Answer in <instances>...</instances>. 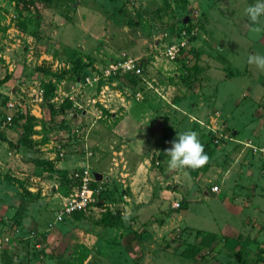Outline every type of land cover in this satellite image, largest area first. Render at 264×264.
<instances>
[{
    "label": "rangeland",
    "instance_id": "1",
    "mask_svg": "<svg viewBox=\"0 0 264 264\" xmlns=\"http://www.w3.org/2000/svg\"><path fill=\"white\" fill-rule=\"evenodd\" d=\"M28 1L0 0V75L9 76L4 91L16 112L36 104L49 117L37 131L52 140L40 153L52 156L35 157L36 164L28 159L18 170L16 157L3 151L0 230L13 237L0 241V264H258L264 254V70L248 57L264 55V16L253 24L245 13L257 0ZM171 46L178 47L175 59ZM64 98L70 108L50 117L49 106ZM104 122L118 123L113 130H123L122 142L105 137ZM184 130L214 146L197 181L186 168L168 167L165 150ZM147 134L156 139L143 143ZM128 137L137 150L135 156L124 151L123 158L132 164L146 159L158 178L153 184H164L145 198L161 194L164 213L174 218L166 234L179 239L168 247L173 253L160 252L163 241L149 234L148 223L139 232L129 220L126 226L96 224L106 210L119 221L134 215L131 198L123 196L129 190L119 173L123 162L113 153L122 143L126 148ZM92 141L101 151L90 148ZM81 148L90 149L91 159L81 168L101 170L108 180L95 184L94 202L78 219L51 224L63 201L55 193L64 183L51 161ZM214 184L219 193H203ZM25 185L31 198L22 197ZM175 201L182 208L170 207ZM14 208L21 218L16 225Z\"/></svg>",
    "mask_w": 264,
    "mask_h": 264
},
{
    "label": "crops",
    "instance_id": "2",
    "mask_svg": "<svg viewBox=\"0 0 264 264\" xmlns=\"http://www.w3.org/2000/svg\"><path fill=\"white\" fill-rule=\"evenodd\" d=\"M3 76L0 75V80L3 78ZM4 85H5V81L0 83V95H2V100H5V102L7 100H10V99L13 100L11 98V96H9V94H7L4 91V89H5ZM2 100L0 99V111H3V108H4V103H2L3 102ZM30 106L32 107V110H30V112L28 111L27 114L30 116V119L32 122V132L29 135V137L32 140V146L30 148H26V147L16 143V139L18 138V136L20 134V126L18 125V123H12L11 126L6 127L2 131V135L0 136V169L2 168V165H1L2 157L1 156H3V151H5L6 154H9V155L12 154V156L10 158H12L13 156L16 157L17 163L14 166H18V167H16V169H18V170H21V167L19 168V163H20V165H25V164L29 165L30 164L27 162L28 159H34L32 161L34 163L37 162L38 158L39 159H47V160L51 159L52 155L49 156L47 151L44 154L40 153L41 151H45L47 149V147L51 146L50 144L47 146V142H49L51 139H48L47 135L42 137V134H40V132L37 131V129L40 128V126L45 122L44 119L45 118L49 119V117L43 116L44 111H42L38 105L30 104ZM3 112L5 113V109ZM19 112L21 113V111H19ZM83 113H84L83 111L82 112L80 111L81 116L83 115ZM75 114H73V116ZM112 115L113 114H111V116ZM143 115L144 114H142V116ZM53 116H52V118H53ZM50 117H51V115H50ZM36 119H39V120L36 122ZM99 121H101V120H99ZM120 121L121 120H119L118 123H121ZM112 122L114 123L115 121H112ZM36 123H38L39 125H36ZM118 123L115 124V127H117ZM104 124L108 125L107 129H105L106 132H108L107 134L104 133L105 137H114L115 141H119V142L121 141L122 142V138L119 136L120 135L119 131H123V130H119L116 132L115 130H113L115 127L114 126L111 127V125H110L111 122L109 124H106L104 122ZM223 124H226V122L224 121ZM121 127H123V125ZM144 133H145V131L143 132V134ZM94 135L98 137L97 134H94ZM44 137H46V139H44ZM80 138H82L84 140V143L86 141H88L85 138V136H84V138L82 136L79 137V140H80ZM141 138H143V143L146 142V144L149 143V140L152 141V140L156 139V137H154L153 135H149V134H147L145 137L143 136ZM47 139H48V141H45ZM93 139L96 140L94 137H93ZM127 139H128L127 143L125 144L126 148H123V143H122L118 146V150H116L117 152H115L113 150L112 151L114 154L117 153V155L120 156L118 158V162H121V161L123 162V164L121 165V168L122 169L124 168V170L120 171L119 173L121 175H125L124 177H126V180L128 182V186H129L128 198H127V195H125V193H124L123 196H126V198H124V199L128 201L129 198H131V202L129 205L131 206L132 205L131 203L134 204V206H131V209L134 212V215L132 213V215H131L132 219L130 218L128 222L133 224L132 228L136 232H139V230H136V229L143 228L144 225H146L148 223L144 228L148 229L150 235H151L152 231L154 232V233H152V237H159V240L163 241V243L161 242L160 252L161 253H169V254L173 253V252H170V250H168V247H170V243H172V244L175 243V247L178 246L179 239H173V238L167 239V238H169V236H167L166 234L168 233L167 229H169V226H170L169 224L174 225V218L168 217V214L164 213V208H162L159 197H158L161 194L156 193V197L154 199H152L151 201H148V199H150V198H148V197L145 198L151 192L152 186L156 185L157 188H160L161 185H164V184H161L159 182H156V184H153L152 181L155 179H158V178H156L153 175V172L151 170L147 169L146 159L138 157L135 160V162L132 164L131 161L127 162V159L123 158L122 154L124 151L127 152V155L135 156V151L137 150L136 148H134L131 151L129 146H131V143H133V141H132L131 137H128ZM147 139H149V140H147ZM9 142L11 144H15L16 147H13L12 149H10L11 147L9 146ZM51 142H52V140H51ZM90 146H92V147H90L91 149L94 147L95 149H93V150H95L96 152L101 151V148H100L101 145L98 146L95 143V141L90 142ZM121 148H123V149H121ZM87 149H89V148H81V150H76L77 152H75V153H73L74 150L68 152V149H67L68 153H66V155L62 156L61 158L56 156V154H55L53 156L54 160L51 161V163L53 162L52 166L57 168V169L65 170L67 175L72 173L73 170L75 169L74 167H76L77 165H78V168H81L82 166L87 167V166H89V164L91 162V159L87 158L88 151H90V149L89 150H87ZM78 153H83L82 157L79 156ZM35 157H38V158H35ZM10 158H5V161L10 162V160H9ZM116 160H115V162H113V164H112L113 166L111 167L110 171H112V168L117 167ZM40 162H42V161H38V163H40ZM92 171L100 173L101 170H94L93 169ZM18 174L22 175L24 173L21 171H18ZM100 174H101L103 179L108 180V177H109L108 175L106 176L102 173H100ZM161 179H162V177H161ZM27 187L28 186L25 185L26 189H27ZM56 191L58 193L56 192L55 194H57L58 197L61 198V197L65 196L60 191H58V190H56ZM138 191H139V193H138ZM157 191L159 193V189ZM207 192L209 193L210 196H215V194H216L215 192L210 191L209 189L206 191L204 190L203 193L206 194ZM170 207H171V204H170ZM183 212L184 211L181 210V213H183ZM157 213H159L160 215ZM142 217H144V218H142ZM70 218L73 219V217H70ZM74 219H76V218H74ZM138 221L140 224L138 225V228H136L134 226V223L138 224ZM175 234L178 236H181V237L183 235L181 232H180V234H177V233H175ZM230 245L231 246H229V248H233L234 244H230ZM170 249H171V247H170ZM161 255H163V254H161Z\"/></svg>",
    "mask_w": 264,
    "mask_h": 264
},
{
    "label": "trees",
    "instance_id": "3",
    "mask_svg": "<svg viewBox=\"0 0 264 264\" xmlns=\"http://www.w3.org/2000/svg\"><path fill=\"white\" fill-rule=\"evenodd\" d=\"M32 0H29L28 3H31ZM179 26V24H178ZM33 35H35V33H33ZM78 76V74H77ZM9 78V76L4 75L3 78L0 80V83L3 81H6ZM133 83H130V86H132ZM4 103V101L2 102ZM71 106V101L70 99L68 100L67 98H64L63 102L60 104V106H58L57 108H53V106H49V115H51V117L53 115H55L56 113H60L62 111H65L67 109H69ZM20 112H16V114L14 115V117H12V121L10 126L12 125V123H18V125L20 126V134L18 136V138L16 139V143L19 145H22L26 148H30L32 146V140L29 137L30 133L32 132V122L30 119V116L27 113H20ZM9 127V126H8ZM3 131V130H2ZM2 131H0V136L2 135ZM44 139H46V137H44ZM9 146L11 148L16 147L15 144H11L9 142ZM214 148L212 143H207L204 144V153L208 156V162L210 159V156L212 155V149ZM157 157H160V155L158 154ZM160 159V158H159ZM208 162L203 166L200 167L198 169H191V168H186V172L187 174L194 180L197 181V178L199 177V174L203 173L206 171L207 167H208ZM49 163V162H46ZM53 173L60 176V179L64 182L63 183V188L59 189V191L62 192V194L66 195L68 194V191L70 189L71 186H73L76 182L74 181V179L71 177V174L67 175L65 170L62 169H53ZM74 182V183H73ZM99 181H91L90 182V186L94 187L96 183H98ZM215 186H217V191H214L216 194L219 193L220 188L218 189V185L214 184ZM67 187V189H66ZM95 188V187H94ZM22 197H24L25 195L28 197H32L34 196L33 193L29 192L26 188H22ZM67 190V192H66ZM209 190L211 191V187L209 188ZM65 192V193H64ZM95 199V198H94ZM178 208H182V204L179 203ZM178 208H174V209H178ZM14 212H15V218H14V224L16 225V220L18 217V222L21 220L20 215L18 213L17 208H14ZM112 212H110L109 210L105 211L104 216H100L99 219L96 220V224H101L102 226L105 227H113L116 226L118 224L126 226V222L124 220L119 221V219L116 218V216L111 214ZM79 214H81V212H73L70 217L79 218ZM16 219V220H15ZM65 219V217L62 218V220ZM60 220V222L62 221ZM21 222V221H20ZM8 233V232H7ZM6 232H3L0 230V239L2 235H5L8 237V240L10 238H12L13 236L10 234H7Z\"/></svg>",
    "mask_w": 264,
    "mask_h": 264
},
{
    "label": "clouds",
    "instance_id": "4",
    "mask_svg": "<svg viewBox=\"0 0 264 264\" xmlns=\"http://www.w3.org/2000/svg\"><path fill=\"white\" fill-rule=\"evenodd\" d=\"M245 13L253 24H259V18L264 16V0H257L255 4L248 6ZM252 30L260 32L261 28L254 27ZM248 63L264 70V55H251L248 57ZM165 154L169 157L168 167L172 170L198 169L208 162L204 145L193 130L178 132L177 138L171 141V147L165 150ZM122 219L127 222L130 219V213L122 214Z\"/></svg>",
    "mask_w": 264,
    "mask_h": 264
},
{
    "label": "built area",
    "instance_id": "5",
    "mask_svg": "<svg viewBox=\"0 0 264 264\" xmlns=\"http://www.w3.org/2000/svg\"><path fill=\"white\" fill-rule=\"evenodd\" d=\"M177 51L178 47L175 48V46H171L168 51L169 58L175 59ZM125 68L131 69V71L133 69L132 64H130L129 66V64L127 63ZM84 79L85 81H87L86 83L91 82L86 76L84 77ZM91 79L96 80V78ZM4 109L5 113L2 118H0V131L10 126L13 114H9V112L13 111L15 115V112L18 108L15 107V102L10 99L4 103ZM71 177L76 183L70 187L69 193L66 196L61 197L63 201L61 202L59 209L54 213V220L51 222V224H53L54 221L62 220L63 217H69L73 212H84L90 206V204L94 202L95 193L97 192V189L90 186V182L93 181L91 171L86 168H78L77 170H74L71 173ZM211 191H217V186L212 185ZM178 206L179 203L176 201L171 204L172 208H178ZM7 240V236H1L0 241ZM258 264H264V254L262 255V258L260 259Z\"/></svg>",
    "mask_w": 264,
    "mask_h": 264
},
{
    "label": "water",
    "instance_id": "6",
    "mask_svg": "<svg viewBox=\"0 0 264 264\" xmlns=\"http://www.w3.org/2000/svg\"><path fill=\"white\" fill-rule=\"evenodd\" d=\"M187 16H184L182 19H181V22H185L187 20ZM91 175L93 177V180L95 181H99L101 179V174L98 173V172H95V171H91Z\"/></svg>",
    "mask_w": 264,
    "mask_h": 264
}]
</instances>
